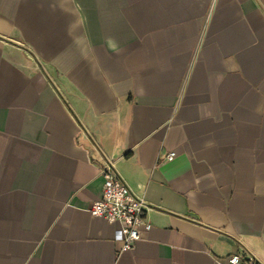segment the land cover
I'll return each mask as SVG.
<instances>
[{
  "label": "crops",
  "instance_id": "obj_1",
  "mask_svg": "<svg viewBox=\"0 0 264 264\" xmlns=\"http://www.w3.org/2000/svg\"><path fill=\"white\" fill-rule=\"evenodd\" d=\"M111 158L128 251L89 211ZM235 253L264 264V0H0V264Z\"/></svg>",
  "mask_w": 264,
  "mask_h": 264
},
{
  "label": "built area",
  "instance_id": "obj_2",
  "mask_svg": "<svg viewBox=\"0 0 264 264\" xmlns=\"http://www.w3.org/2000/svg\"><path fill=\"white\" fill-rule=\"evenodd\" d=\"M175 156L176 152L173 151L167 154L166 159L172 161ZM114 164L111 158L101 168L102 195L91 205L89 211L91 215L105 219L108 223H119L123 226L122 251H128L143 239L145 232L153 228L147 216L150 206L145 196L134 192L117 176ZM216 264H263V262L253 254L235 253L216 261Z\"/></svg>",
  "mask_w": 264,
  "mask_h": 264
}]
</instances>
